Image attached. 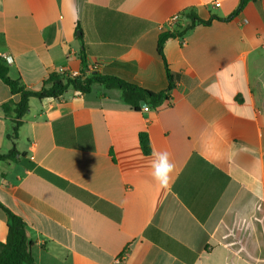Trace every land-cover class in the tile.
Returning <instances> with one entry per match:
<instances>
[{
    "label": "crops",
    "instance_id": "crops-1",
    "mask_svg": "<svg viewBox=\"0 0 264 264\" xmlns=\"http://www.w3.org/2000/svg\"><path fill=\"white\" fill-rule=\"evenodd\" d=\"M239 1L0 0V57L28 90L80 72L82 57L153 93L166 67L176 77L147 111L100 85L29 99L13 140L24 158L0 162V204L26 224L34 264H264V0L224 21ZM189 9L218 20L166 39L164 63V23ZM19 100L0 80L1 154L12 144L2 105ZM165 151L175 169L161 187L152 162Z\"/></svg>",
    "mask_w": 264,
    "mask_h": 264
},
{
    "label": "trees",
    "instance_id": "trees-1",
    "mask_svg": "<svg viewBox=\"0 0 264 264\" xmlns=\"http://www.w3.org/2000/svg\"><path fill=\"white\" fill-rule=\"evenodd\" d=\"M259 0H240L236 9L224 19L230 20L237 16L248 2H258ZM180 20L183 23H176L171 30L160 34L157 42V53L164 61L162 54L163 42L168 38L182 36L194 26H209L213 20H218L216 17H211L208 20H201L194 12L189 9L181 14ZM82 70L76 78H70L67 72L53 71L42 82L41 88L38 91H31L24 87L19 79L13 80L8 76V62L0 57V80L8 86L12 94H17L20 100L17 103L12 101L2 105L4 116L12 124L11 133L7 135V139L12 142L11 148L7 153H0V162L14 163L21 155L13 143L16 138L17 130L22 124V119L28 112V102L30 98L37 100L54 99L59 101L62 96L69 90H74L80 95H85L92 90L95 85H100L105 89H115L119 91L121 99L128 104L133 110L141 109V102L147 103L152 108H157L169 99V94L174 88L176 77L167 70L166 78L167 88L159 93L150 92L134 81H127L114 76L101 74L92 69L87 72L85 68V59L82 57ZM165 63V61H164ZM139 145L141 152L144 155L150 153V146L147 135L139 134ZM24 158V157H23ZM69 189L84 199L88 204H94L96 198L90 196L80 190L69 187ZM0 209L3 211L6 220L7 234L4 242H0V264H34L32 255L33 241L28 233V228L22 219L0 204Z\"/></svg>",
    "mask_w": 264,
    "mask_h": 264
},
{
    "label": "clouds",
    "instance_id": "clouds-1",
    "mask_svg": "<svg viewBox=\"0 0 264 264\" xmlns=\"http://www.w3.org/2000/svg\"><path fill=\"white\" fill-rule=\"evenodd\" d=\"M160 163L152 162V176L154 180L161 186L167 187L170 183L171 174L174 172L175 165L169 160L168 152H156L153 154Z\"/></svg>",
    "mask_w": 264,
    "mask_h": 264
},
{
    "label": "built area",
    "instance_id": "built-area-1",
    "mask_svg": "<svg viewBox=\"0 0 264 264\" xmlns=\"http://www.w3.org/2000/svg\"><path fill=\"white\" fill-rule=\"evenodd\" d=\"M219 6H220V4H219L218 2H214V3H213V7L217 8V7H219ZM179 19H180L179 14H175V15L169 17V18L165 21V23H164V27L166 28V30H167V31H168V30H171V29L174 27V25L179 21ZM164 27H163V26H160V29H163ZM262 48L264 49V45L262 46ZM91 70H92V69H87V72H89V71H91ZM57 71H58V72H67V73H68V76H69L70 78H76V77H78V76L80 75V72H77V71H68V70H66V69H64V68H60V69H58ZM148 109H149L148 107H144V108H143L144 111H147Z\"/></svg>",
    "mask_w": 264,
    "mask_h": 264
},
{
    "label": "water",
    "instance_id": "water-1",
    "mask_svg": "<svg viewBox=\"0 0 264 264\" xmlns=\"http://www.w3.org/2000/svg\"><path fill=\"white\" fill-rule=\"evenodd\" d=\"M140 106H141L142 108H144V107H146L147 105H146L145 102H141Z\"/></svg>",
    "mask_w": 264,
    "mask_h": 264
}]
</instances>
